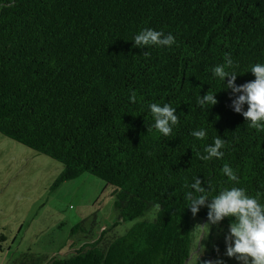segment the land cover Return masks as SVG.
I'll list each match as a JSON object with an SVG mask.
<instances>
[{"label":"trees","instance_id":"1","mask_svg":"<svg viewBox=\"0 0 264 264\" xmlns=\"http://www.w3.org/2000/svg\"><path fill=\"white\" fill-rule=\"evenodd\" d=\"M149 28L175 43L134 47L135 34ZM226 53L238 65L236 86L255 79L264 0H0V135L61 165L51 189L89 174L113 187L119 222L153 213L122 236L107 240L104 229L47 264H186L191 220L207 221L208 211L186 208L184 184L194 178L211 184L210 198L236 186L264 203V131L233 110L240 93L226 89L227 78L212 76ZM207 91L218 102L201 108ZM149 103L176 109L170 136L147 131ZM200 128L204 140L191 135ZM216 136L224 155L199 159ZM225 164L238 184L223 175Z\"/></svg>","mask_w":264,"mask_h":264},{"label":"rangeland","instance_id":"2","mask_svg":"<svg viewBox=\"0 0 264 264\" xmlns=\"http://www.w3.org/2000/svg\"><path fill=\"white\" fill-rule=\"evenodd\" d=\"M61 171L53 159L0 135V235L5 237L0 242V264H47L50 258L67 257L72 248L98 239L104 229L110 240L152 219L150 212L119 222L113 187L89 174L51 189ZM191 221V256L186 264L218 258L223 264H238L225 255L228 228L209 229L207 221ZM77 224L81 229L73 233Z\"/></svg>","mask_w":264,"mask_h":264},{"label":"clouds","instance_id":"3","mask_svg":"<svg viewBox=\"0 0 264 264\" xmlns=\"http://www.w3.org/2000/svg\"><path fill=\"white\" fill-rule=\"evenodd\" d=\"M134 47L146 48L149 46L171 47L175 43L174 36L163 31L153 29H142L133 37ZM147 57L150 55L144 52ZM223 63L217 64L211 69L213 78L224 82L226 89H231L233 94L240 95L232 101V108L241 114L248 122L250 128L264 131V63H255L250 66V72L254 80L236 86L238 67L231 55L226 53ZM130 102L136 103V93L129 97ZM197 105L204 108L206 105H216L215 94L207 91L203 96L197 98ZM247 105V110L244 106ZM147 108L154 121L147 128L148 132L153 129L164 137L172 134L173 128L179 124L176 109L170 103H149ZM191 135L197 140H204L207 131L203 128L193 130ZM226 145L225 140L216 136L211 144L204 147V155L197 153L199 159L210 161L213 158L220 159L224 153L221 151ZM228 181L239 183V179L231 166L225 164L221 169ZM202 181L194 178L191 184L185 182L184 187L190 189L184 193L187 209L195 216L202 206H206L207 225H218L222 220L230 219L228 232L224 237L225 255L235 259L238 264H264V203L261 202V193L255 196L249 195L243 187L232 186L221 189L218 194L211 196L210 189L202 187ZM218 251V249H217ZM204 264H223L222 259L208 260Z\"/></svg>","mask_w":264,"mask_h":264}]
</instances>
